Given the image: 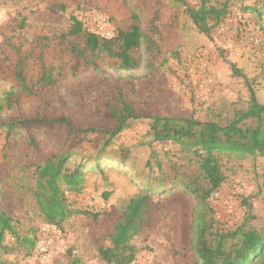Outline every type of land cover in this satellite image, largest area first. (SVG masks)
I'll list each match as a JSON object with an SVG mask.
<instances>
[{
  "label": "rangeland",
  "instance_id": "1",
  "mask_svg": "<svg viewBox=\"0 0 264 264\" xmlns=\"http://www.w3.org/2000/svg\"><path fill=\"white\" fill-rule=\"evenodd\" d=\"M183 2L195 7L200 0H0V98L11 90L20 94V103L4 111L2 119L20 116L52 120L65 116L76 129L91 130L80 147L77 162L101 151L109 156L102 162L109 166L103 176L88 173L79 195L65 193L75 208L98 213L97 219L75 215L59 227L49 226L36 209L32 195L22 186L33 187L34 181L19 182L23 174L18 169L13 177H6L10 162H18L24 155L11 157V152L21 151V147L6 144L4 131L0 130V207L24 221L25 226L33 227L37 237L50 241L46 261L39 260L36 247L29 256L20 248L6 255L11 264H106L98 255V240L112 230L125 202L140 189L148 190V185L153 192L170 188L162 182L175 164L196 171L197 166L187 164L177 145H148V120L134 122L102 149L107 132L113 130L106 112V104L113 101L106 95H115L117 89H122L125 101L142 116L193 118L220 125L231 121L236 111L247 110L250 91L264 105V0H207L211 6L227 5L225 16L209 36L192 24ZM156 6L163 10L161 23L156 33L145 30L151 43L141 49L139 69L129 73L103 71L111 78L109 81H93L97 75H89L76 86L61 90L59 96L46 89L27 95L17 88L16 48L33 64L39 53L38 39L48 38L44 53L48 58L55 49L59 51L57 38L68 30L71 16L86 25L99 24L115 32L124 27L132 13L147 19ZM228 15L231 23L227 22ZM127 75L134 83L119 80ZM67 132L62 124L39 127L36 133L40 135L41 153L31 154L32 162L52 152L60 155L68 136L70 144H74L76 135ZM152 151L155 154L151 155ZM120 154L126 156L124 168L115 159ZM222 164L226 180L219 197L214 194L209 198L215 211H206V220L213 218L214 228L232 229L243 224L264 234V158L223 157ZM158 182L162 185L155 184ZM234 187H240L243 195L232 198ZM147 194L150 211L133 238L140 251L132 264H195L189 244L191 201L182 193ZM229 206L233 215L227 212Z\"/></svg>",
  "mask_w": 264,
  "mask_h": 264
},
{
  "label": "trees",
  "instance_id": "2",
  "mask_svg": "<svg viewBox=\"0 0 264 264\" xmlns=\"http://www.w3.org/2000/svg\"><path fill=\"white\" fill-rule=\"evenodd\" d=\"M226 10V3L216 7L208 5L207 0H200L195 7L185 5V13L192 24L206 36L222 20ZM162 14V7L159 6L155 7L147 19L140 18L134 12L123 28L110 31L109 36L71 16L68 30L57 38L59 51L56 52L55 49L52 57L44 55L49 46L48 38L38 39L39 53L33 64L29 63L28 55L21 54L20 49L13 50L17 53L14 71L17 88L27 95L46 89L54 96H59L61 90L69 85L76 86L87 80L89 75H97L93 81H109L111 78L103 71L129 73L139 69L142 65L141 49L144 44L151 43L147 33L157 32ZM123 78L134 83V79L128 75L119 80ZM19 97L17 91L11 90L0 98V130L4 131L5 143L14 148L21 147V151L11 152L12 158L17 157V153H23L25 159L10 162L6 177H13L18 169L23 174L18 181H34L33 187L22 186L32 195L36 209L49 226L59 227L75 215L96 220L98 213L75 208L65 193L79 195L88 173L103 176L109 166L106 165L107 162H102L109 156L101 151L85 158L83 162H77L80 147L91 130L76 129L65 116L52 120L24 119L20 116L15 120H3L2 113L16 107L20 103ZM106 97L113 101V104H106L113 130L107 132L102 149L134 122L148 120L149 146L161 142L177 145L187 164L194 163L197 168L192 172L185 170L182 164H175L171 168L172 173L162 182L170 188L153 192L151 185H148V190L142 188L139 194L129 198L112 230L98 240L97 252L102 261L106 264H132L140 251L133 243V238L140 231L143 218L150 211L147 193L172 192L182 193L193 205L189 244L195 256V264H264L263 233L246 228L243 224L232 229L214 228L215 220L210 218L208 221L205 217L206 211L214 214L215 209L210 207L209 198L219 192L226 180L223 157L264 158V105L258 103L254 93L250 91L247 110L236 111L232 120L225 125L213 121L200 122L193 118L139 115L134 105L125 101L122 89H117L115 95L108 94ZM48 124L65 125L68 135H76L75 143L70 144L68 136L63 142L60 155L52 152L45 155L43 160L33 163L31 154L35 156L41 153L40 135L36 131ZM153 154L155 152L152 151L151 155ZM3 158L7 159V156L4 155ZM115 159L119 161L121 168L125 167L124 154ZM155 184L162 185L160 182ZM25 225L24 221L12 217L0 207V264H11L6 255L14 249L24 248L25 255L29 256L36 247L37 253L39 237L33 227ZM104 241L107 244H103Z\"/></svg>",
  "mask_w": 264,
  "mask_h": 264
},
{
  "label": "built area",
  "instance_id": "3",
  "mask_svg": "<svg viewBox=\"0 0 264 264\" xmlns=\"http://www.w3.org/2000/svg\"><path fill=\"white\" fill-rule=\"evenodd\" d=\"M227 22H229V23L232 22V19L229 15L227 17ZM95 29L98 32L105 34L106 36L110 35V32L108 30H105L103 28V26H101L99 24L96 25ZM255 43H256V40H255ZM231 192H232V198L239 197V196L243 195V190L240 187H234ZM219 195H220V192L215 193L216 198H218ZM230 198L231 197H229V199ZM227 212L230 215H233V209L231 208V206L228 207ZM49 249H50V241L45 237L39 238L38 243H37V254L39 256L40 261H46L47 260Z\"/></svg>",
  "mask_w": 264,
  "mask_h": 264
}]
</instances>
